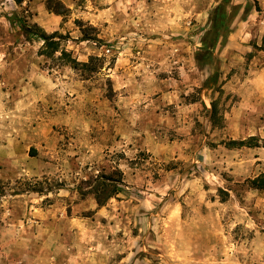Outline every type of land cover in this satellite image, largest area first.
I'll return each mask as SVG.
<instances>
[{"label":"rangeland","instance_id":"obj_1","mask_svg":"<svg viewBox=\"0 0 264 264\" xmlns=\"http://www.w3.org/2000/svg\"><path fill=\"white\" fill-rule=\"evenodd\" d=\"M46 1L0 0V264H264V33L210 63L220 0Z\"/></svg>","mask_w":264,"mask_h":264},{"label":"trees","instance_id":"obj_2","mask_svg":"<svg viewBox=\"0 0 264 264\" xmlns=\"http://www.w3.org/2000/svg\"><path fill=\"white\" fill-rule=\"evenodd\" d=\"M52 2H54V5ZM46 6L48 10L57 14H64L65 12L63 5L58 0H47ZM249 10L250 6H248V3L242 6L240 4L231 3V0H220L210 12L207 27L203 31L201 52L197 53V58L212 63L214 59L211 53L212 48H214L217 42L221 41L222 43L225 41L228 33L236 28L237 23L246 17ZM20 28L23 33H27L28 38H36L42 41L39 50L40 54L51 56L56 51H59V57L69 56L68 53L60 47V39H54V34H47L40 31L37 27H33L32 29V27L28 25H22ZM68 60L75 62L71 58ZM217 77V73L214 72L211 76L206 78L205 81L211 79L212 83H215ZM233 142L234 141H230L229 144ZM238 143L242 144V141ZM117 174H119L118 171L113 170L109 174L100 173L90 177L86 180L87 188L85 190L82 189V193L91 194L98 206L104 205L109 198L123 191L121 179ZM248 183L252 188L263 189L264 172L252 179H248Z\"/></svg>","mask_w":264,"mask_h":264},{"label":"crops","instance_id":"obj_3","mask_svg":"<svg viewBox=\"0 0 264 264\" xmlns=\"http://www.w3.org/2000/svg\"><path fill=\"white\" fill-rule=\"evenodd\" d=\"M257 2L259 9L250 10L247 18L237 23L230 33H264V0Z\"/></svg>","mask_w":264,"mask_h":264}]
</instances>
